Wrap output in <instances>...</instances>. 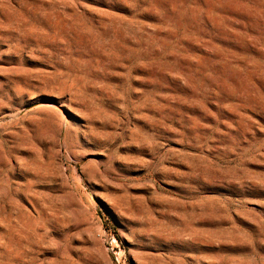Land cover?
Instances as JSON below:
<instances>
[{"label":"rangeland","instance_id":"374dc122","mask_svg":"<svg viewBox=\"0 0 264 264\" xmlns=\"http://www.w3.org/2000/svg\"><path fill=\"white\" fill-rule=\"evenodd\" d=\"M0 264H264V0H0Z\"/></svg>","mask_w":264,"mask_h":264}]
</instances>
